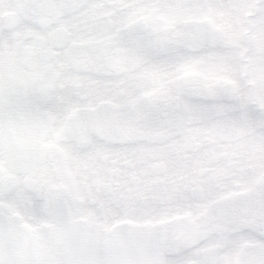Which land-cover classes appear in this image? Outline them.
<instances>
[{"label":"snow or ice","instance_id":"snow-or-ice-1","mask_svg":"<svg viewBox=\"0 0 264 264\" xmlns=\"http://www.w3.org/2000/svg\"><path fill=\"white\" fill-rule=\"evenodd\" d=\"M0 264H264V0H0Z\"/></svg>","mask_w":264,"mask_h":264}]
</instances>
